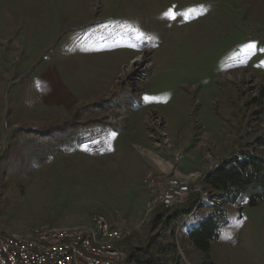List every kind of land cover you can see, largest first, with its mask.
<instances>
[{"label":"rangeland","instance_id":"obj_1","mask_svg":"<svg viewBox=\"0 0 264 264\" xmlns=\"http://www.w3.org/2000/svg\"><path fill=\"white\" fill-rule=\"evenodd\" d=\"M262 89L264 0H0V167L15 130L79 103L120 130L90 127L29 179L0 169V228L103 215L128 232L124 248L141 244L158 233L148 174L198 181L234 151L264 156ZM221 203L229 223L208 260L264 264V202ZM185 234L180 264H205Z\"/></svg>","mask_w":264,"mask_h":264},{"label":"trees","instance_id":"obj_2","mask_svg":"<svg viewBox=\"0 0 264 264\" xmlns=\"http://www.w3.org/2000/svg\"><path fill=\"white\" fill-rule=\"evenodd\" d=\"M257 99L264 101V89ZM87 107L88 103H79L69 109L66 117L59 115L52 123L15 130L8 145L7 159L0 167L2 173L29 179L35 175L37 167L79 142L90 127L101 125L104 129L111 127L113 131H120L118 126L105 123L104 119L91 120ZM254 144L264 147V132L255 138ZM203 184L223 194L227 202L237 205L240 210L243 209L242 200L251 206L263 203L264 156L247 148L234 151L206 174ZM19 188H22L21 184ZM197 201L198 194H193L182 205L156 208L148 224L153 231L158 229V233L149 234L141 244L127 248V262L180 264L182 255L175 234L182 224L186 231L184 237L206 255L205 264H216L208 259L213 245L221 239L224 226L229 223V216L222 206L202 203L197 207Z\"/></svg>","mask_w":264,"mask_h":264},{"label":"built area","instance_id":"obj_3","mask_svg":"<svg viewBox=\"0 0 264 264\" xmlns=\"http://www.w3.org/2000/svg\"><path fill=\"white\" fill-rule=\"evenodd\" d=\"M206 174L198 181L175 174H148L146 219L158 207L186 203L195 192L198 205L220 206L224 196L203 185ZM127 234L120 222L103 215H96L89 224H42L23 233L0 228V264H129L122 244Z\"/></svg>","mask_w":264,"mask_h":264},{"label":"snow or ice","instance_id":"obj_4","mask_svg":"<svg viewBox=\"0 0 264 264\" xmlns=\"http://www.w3.org/2000/svg\"><path fill=\"white\" fill-rule=\"evenodd\" d=\"M173 18H175V17H174V14H173ZM141 35H143V34H141Z\"/></svg>","mask_w":264,"mask_h":264}]
</instances>
